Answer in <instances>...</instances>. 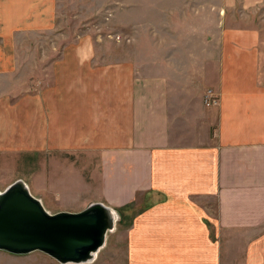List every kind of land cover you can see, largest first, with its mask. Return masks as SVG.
<instances>
[{
	"label": "crops",
	"instance_id": "crops-1",
	"mask_svg": "<svg viewBox=\"0 0 264 264\" xmlns=\"http://www.w3.org/2000/svg\"><path fill=\"white\" fill-rule=\"evenodd\" d=\"M263 6L114 0V32L22 69L17 35L53 31L57 0H0V77L35 83L0 91V155L36 153L56 211L115 210L123 255L90 264H264Z\"/></svg>",
	"mask_w": 264,
	"mask_h": 264
},
{
	"label": "water",
	"instance_id": "water-1",
	"mask_svg": "<svg viewBox=\"0 0 264 264\" xmlns=\"http://www.w3.org/2000/svg\"><path fill=\"white\" fill-rule=\"evenodd\" d=\"M115 222V210L101 202L50 213L21 179L0 190V250L11 254L40 251L60 264H86L105 245Z\"/></svg>",
	"mask_w": 264,
	"mask_h": 264
},
{
	"label": "rangeland",
	"instance_id": "rangeland-1",
	"mask_svg": "<svg viewBox=\"0 0 264 264\" xmlns=\"http://www.w3.org/2000/svg\"><path fill=\"white\" fill-rule=\"evenodd\" d=\"M105 0H57V11L55 16L54 30L43 35L31 34L28 37H21L17 35V56L16 59L20 61L21 68L24 69V61L34 60L40 57L41 47L46 53L50 55L56 53L57 47L52 51L50 49L51 44L61 45L63 43L72 42L77 40L81 36H85V31H88V27L92 29V39L95 43H99V29L100 26H108L107 32H114L113 24L106 23L105 16L108 15L109 7L114 3L103 4ZM106 6V7H105ZM108 11H105V9ZM260 12V11H259ZM263 18L256 13L252 16L251 23L255 26H262L264 28V6H263ZM244 21H240L239 24H244ZM34 33V32H33ZM106 37V36H104ZM47 45V46H46ZM62 47V46H61ZM42 54V53H41ZM48 54V56H49ZM50 57V56H49ZM34 70V63H29ZM16 76H19L18 74ZM12 83H8L2 80L0 77V91L6 89L5 87H11L13 92L19 90L35 89L34 82H23L25 85L21 87V81L18 77H15ZM2 148H0L1 150ZM4 155V153H1ZM9 155H0V190L5 189L9 184L15 180H23L31 192L32 195L41 200L43 206L50 212H58L54 209V205L51 202V190L47 185H44L42 180L37 179V171H41L42 166L38 163V156L36 153L29 155H20L18 157ZM14 157V158H13ZM40 158V157H39ZM20 160V161H19ZM49 169L51 164L47 163ZM57 167V166H56ZM53 176V170H52ZM58 207L61 206L57 205ZM108 232L105 242V248L97 253L96 257H104L107 252L108 259L111 263H115L121 258L124 251L123 234L115 231ZM111 252V253H110ZM96 259V258H95ZM98 260V259H97ZM108 261V260H107ZM0 264H60L47 254L34 251L28 254H10L4 251H0ZM87 264H90L87 263ZM101 264V263H99Z\"/></svg>",
	"mask_w": 264,
	"mask_h": 264
},
{
	"label": "built area",
	"instance_id": "built-area-1",
	"mask_svg": "<svg viewBox=\"0 0 264 264\" xmlns=\"http://www.w3.org/2000/svg\"><path fill=\"white\" fill-rule=\"evenodd\" d=\"M215 95L213 94L212 90H207L204 95V102L206 105H212V104H217V98L214 97Z\"/></svg>",
	"mask_w": 264,
	"mask_h": 264
}]
</instances>
